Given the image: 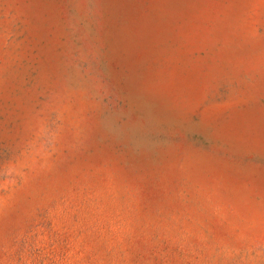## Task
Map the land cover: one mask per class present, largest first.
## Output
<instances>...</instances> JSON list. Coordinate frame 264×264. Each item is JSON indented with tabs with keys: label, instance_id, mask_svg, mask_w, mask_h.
Listing matches in <instances>:
<instances>
[{
	"label": "rangeland",
	"instance_id": "1",
	"mask_svg": "<svg viewBox=\"0 0 264 264\" xmlns=\"http://www.w3.org/2000/svg\"><path fill=\"white\" fill-rule=\"evenodd\" d=\"M0 264H264V0H0Z\"/></svg>",
	"mask_w": 264,
	"mask_h": 264
}]
</instances>
